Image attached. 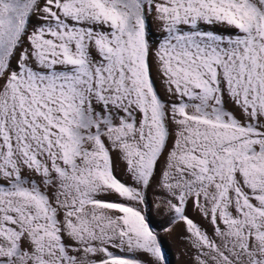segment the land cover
Listing matches in <instances>:
<instances>
[{
	"label": "snow or ice",
	"instance_id": "obj_1",
	"mask_svg": "<svg viewBox=\"0 0 264 264\" xmlns=\"http://www.w3.org/2000/svg\"><path fill=\"white\" fill-rule=\"evenodd\" d=\"M153 192L264 264V0H0V264H167Z\"/></svg>",
	"mask_w": 264,
	"mask_h": 264
},
{
	"label": "rangeland",
	"instance_id": "obj_2",
	"mask_svg": "<svg viewBox=\"0 0 264 264\" xmlns=\"http://www.w3.org/2000/svg\"><path fill=\"white\" fill-rule=\"evenodd\" d=\"M154 32L158 33V25L153 23ZM163 95V90H161ZM122 179H126L122 172H118ZM151 218L153 227L163 237L162 251L166 256L167 264H189L188 256L183 241V226L176 225L171 233L165 232V228L170 226V214L163 207L157 208L158 202L155 193L151 195ZM195 215V214H193ZM199 219L198 217H195Z\"/></svg>",
	"mask_w": 264,
	"mask_h": 264
}]
</instances>
